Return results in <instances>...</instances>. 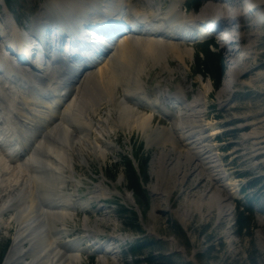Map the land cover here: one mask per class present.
<instances>
[{"label": "bare ground", "instance_id": "6f19581e", "mask_svg": "<svg viewBox=\"0 0 264 264\" xmlns=\"http://www.w3.org/2000/svg\"><path fill=\"white\" fill-rule=\"evenodd\" d=\"M129 1L131 2V0H52L51 8L44 6L33 19L31 26L33 31L41 37L40 47L29 42L23 29L19 28L10 14L6 16V26H1L0 37L3 36L1 40L6 46L14 42V39L27 45L25 50L17 51H22L24 55L20 52L19 54L28 59L33 55L35 47L43 49L46 47L47 39L42 29L55 16H57L60 31L66 33L67 31L75 32L78 28L85 27L86 21L92 23L100 16L114 21V24H127V19H131L136 14ZM147 1L150 6L148 11L139 10L138 12L141 13V19L146 22V25L139 27L137 33L130 36L124 35L118 41L113 39L112 43L105 42V40L103 43L95 42L91 46L92 50L79 52L91 66L92 71L82 74L75 84L62 87L59 83H54V81L60 82L65 78L59 73L60 65L52 60L54 56L56 57L57 51H51L50 59L35 56L31 60V65L34 67L29 66L25 73L7 62L8 53H0V97L7 103L6 112L9 109L11 113L17 112L16 125L11 120L9 122L16 133L7 137L5 142V145H8L7 148H3L4 145L0 146L3 150H0V177H3L0 188L4 184L12 185L11 182L17 183L20 180L22 182L20 186L22 188L14 183L19 192L12 194L7 203L0 200L4 203L0 205V218L3 212L10 207L13 208L12 203H15L14 209L17 211L15 219L18 223L11 250L3 264L82 263L84 248L81 247L80 239L62 241L60 237H55L66 230L56 225L60 223L61 226H65V222L73 219L76 211L73 196L65 192L68 178L72 179L74 176V156H79L86 163L88 152L94 153L97 158H104L110 148L111 144L105 140L104 134L111 130L109 124L111 125L112 116L109 112L106 118L100 117L98 109L104 104L113 103L119 85L123 86L124 97L115 101L119 102L117 103L119 110H114L117 111V123L113 121V128L120 125L121 127L127 126L128 129H141V132L148 135L153 143L163 138L164 144L169 142L182 147V150L185 148L188 151L189 161L196 163L201 160V165L207 166L206 169L212 177H209L211 181L220 183V187L228 186L229 183H225V176H222L223 173L221 174L219 170L221 166L216 152L217 147L209 145L207 140L219 131L217 132V128H211V124L208 123L205 127L211 128L210 134L204 135L207 129L198 125V119L204 117L206 97L208 91L213 89L212 82L202 83L204 90L196 104L188 103L185 92L180 87L176 92L166 94V97L172 100L169 103L174 104L176 109L174 112L168 110L160 102L156 103V100L153 102L148 98L145 101L139 99L140 96L147 95L145 82L141 78L145 69L143 64L140 69L136 68L135 61L136 56H141V58L143 56L154 61L161 59L166 68L167 57L172 55L188 67L187 60L193 56V49L189 50L184 47L186 37L202 40L205 39V34L212 29V32L225 31L223 38L229 39L233 37L229 30H232L230 26L234 20L241 22L243 19L257 17L264 8V3L254 2L251 5L253 0H245L247 1L246 12L234 16L231 15L233 13L226 14L228 6H237L235 0H212V3L203 9L202 15L196 18L186 15L183 11H178V5H173L174 3L167 12L155 13L150 4L152 0ZM226 4L228 6H225ZM210 15H214L215 24L212 28L204 27L206 30L202 32V29L198 27H201L200 23ZM185 27L197 28L196 36L191 34L194 29ZM181 28L186 30H181ZM7 33L12 40L7 41L9 40L5 36ZM56 46L60 44L57 43ZM253 48L254 46L250 45L247 54H250ZM68 49L69 46H65V50ZM107 49L110 50V54H104L106 58L101 59V54ZM233 52L236 54L235 50L232 54ZM91 63L94 65H90ZM240 63V59L236 60L234 72L232 69L230 80H226L224 84L225 90L236 82ZM79 69L80 67H77L74 70L72 78ZM44 77H47V83H41ZM262 78H264V73H259L247 84L253 85ZM69 79V76L65 78L66 81ZM133 85L137 87L135 91H131ZM7 87L10 90H7ZM63 89H72V93L65 95V99L60 94ZM45 95L48 99L43 98ZM139 106H144L146 111L140 110ZM161 109L171 119L172 125L171 127L168 125L153 128L152 120L155 113ZM97 117L100 118L96 119ZM18 118L22 119V122ZM203 120L205 119L201 121ZM95 131L97 134L92 135ZM7 152L9 156L6 155ZM21 153L24 156H21ZM196 165L199 167L200 163ZM195 171H197L196 168L190 166V172ZM68 172L70 176L66 175ZM7 174L8 177H5ZM204 177L205 175L201 176V178ZM16 178L17 181H14ZM75 181L79 182V180ZM97 192L96 198H104L110 194L106 188ZM89 204V201L85 202L83 207L88 209ZM220 215H228V210H222ZM177 216L185 224L189 221L187 216Z\"/></svg>", "mask_w": 264, "mask_h": 264}, {"label": "rangeland", "instance_id": "374dc122", "mask_svg": "<svg viewBox=\"0 0 264 264\" xmlns=\"http://www.w3.org/2000/svg\"><path fill=\"white\" fill-rule=\"evenodd\" d=\"M51 1L18 0L15 1L16 9L12 10V7L8 9L4 0H0V17L6 25V16L10 14L8 9L21 27L28 28V26H32L34 16L40 13L44 6L51 8ZM136 1L138 2L137 4L135 2L136 6H139L143 0ZM184 1L186 7L189 0ZM235 1L237 3L235 7L225 5L228 6V11L231 10L229 14L234 12L231 15L235 16L245 13L247 1ZM153 2L157 5L155 10L153 8L155 13L167 12L172 3L169 0H153ZM254 2L264 3V0H253L251 5ZM199 3L203 5L200 10L194 12V16L197 14L196 17L200 13L202 15L203 8L212 3V0H199ZM158 7L162 8V11ZM187 11L190 12L191 9L187 8ZM263 13L264 8L257 16H262V23L258 29L251 24L252 18L243 19L241 22L234 20L230 26L233 29L241 24L243 27L241 34L243 35L239 34L236 39L237 43L233 45L237 49L235 50L236 54L230 52L231 63H228V72H226L227 75L222 84L218 89L213 87L212 90H209L210 93L208 91L204 117H202L205 120L198 119V125L207 129L204 135L210 134L211 128H217V132L219 131L207 140L209 145L217 147L216 152L221 166L220 173L225 176V183H229L231 186L228 184V186L220 187V183L211 181L212 177L206 169L207 166H202L201 160L196 161V163H200L199 167L193 163L194 161H189L188 151L185 148L182 150V147L169 142L164 144L163 138L153 143L148 135L141 132V129H128L127 126L121 127L120 125L113 128V121L117 123V111L114 110H119V107L114 104L115 101L123 97V88L118 86L117 99L115 98L112 104L105 105L106 108L103 106L99 113V116L103 118H106L109 112L112 116L111 125L109 124L112 132L110 130L104 134L105 140L111 144L110 148L104 158H97L94 153L88 152L86 164L79 156H74L75 172L72 179L68 178L65 192H74L75 194V190L78 188L79 197H75L76 200L78 199L76 211L74 214L71 212L73 219L67 220L65 226H61L60 223L56 225L60 229L65 228L66 230L55 237H60L62 241L80 239L81 247L84 248L82 257L83 255L85 257L81 264H130L131 259L125 257L124 254V244L128 242L126 233H129V230L124 228L117 217L116 207L109 204L107 200L115 198L112 192L117 190L122 195L119 201L129 207L131 205L127 198L132 197L131 192L126 188L122 171L115 176V181H112L109 177L113 176V173L106 172L105 169L119 163L121 155L131 156L132 152L135 153L139 148L142 149L139 151V156L150 157L147 167L148 179L144 185L149 196V206L147 209H141V212L143 211L141 223L144 233H149V237L162 242V252L167 255H176L175 260L178 264H264V78L257 80L253 85L247 84L257 74L264 73ZM55 18L57 19V16ZM5 25H0V31L1 26ZM45 36L47 35L45 34ZM205 41L207 40L194 44L184 43L185 48L193 49V56L187 60L188 67H185L177 57L172 55L167 57L166 68L161 59L154 61L143 56L142 58L136 56V68L140 69L143 64L145 70L141 78L146 83L151 97L154 98L157 92H165L167 89L176 92L180 87L187 93L186 97L190 101L188 103L196 104L198 102L204 90L202 83H211L209 78L194 73L197 51L201 49L200 44ZM214 41L218 44V50H221L219 41ZM250 45H253L254 48L250 50V54H247ZM1 46L0 42V51H2ZM238 59L241 60V63L236 82L225 90L224 84L226 80H230L232 76L230 72L232 69L234 72L235 68V65L231 64H234ZM212 86H214L213 82ZM132 87L135 89V86ZM195 100L196 102H194ZM208 123L211 124V128L205 127L207 126L205 124ZM171 125L169 118L163 119L156 116L152 120L153 128L156 126L171 127ZM103 126L102 128L105 127ZM95 133L97 134V131L93 135ZM256 148L258 149L256 150ZM190 166L196 168L197 171L190 172ZM68 173L66 175L70 176V172ZM244 174H248L249 177H242ZM204 175L205 177L201 178ZM5 177H8V174ZM0 178V182H2L3 177ZM256 179L261 180V185L260 189L250 192L252 198H259L254 218L255 227L252 229L253 235L241 238L235 232L237 200L244 199L241 190L248 181ZM8 180L10 183V179ZM75 180H79L80 184ZM14 181H17V178ZM11 183L10 186L4 184L0 188V195H2L0 200L3 202L7 203L12 194L19 192L17 187L22 184L21 180ZM105 188L110 194L106 198H96L97 191ZM230 191L232 192L230 193ZM235 191L236 193H234ZM82 199L86 201L82 202ZM1 201L0 205L4 204ZM88 201H91V204L86 211L80 205L83 207V204ZM12 206L13 208L5 210L2 214L3 218H0V235L4 239H14L16 229H18L17 219H15L17 211L14 209L16 204L12 203ZM222 210H228V215L221 216ZM177 215L187 216L189 221L185 224L181 219H178ZM176 224L183 229V235L177 232ZM120 236L121 239H119ZM104 242L110 243L111 248L116 252L110 254L99 252V246ZM87 246L90 248L88 253H86ZM101 247L104 252L111 250L109 246Z\"/></svg>", "mask_w": 264, "mask_h": 264}, {"label": "trees", "instance_id": "16d2710c", "mask_svg": "<svg viewBox=\"0 0 264 264\" xmlns=\"http://www.w3.org/2000/svg\"><path fill=\"white\" fill-rule=\"evenodd\" d=\"M10 5L14 0H6ZM210 43H206L196 56L195 72L202 73L204 76L210 77L214 82L215 88H219L225 76L226 66L225 60L220 53L214 52L210 48ZM140 160V159H139ZM148 159L140 160V174H138L132 161L128 157H123L121 162L110 166L106 172L113 173L109 177L115 181L120 170L123 171L126 180V188L132 191L140 206L147 209L149 206V196L144 188V182L147 181V163ZM110 176V175H109ZM121 222L129 231L143 233V227L137 214L121 205L119 211ZM253 211L247 207H237L235 214V232L241 237L253 235L252 229L255 227ZM177 232L184 234L179 225L176 224ZM254 244V243H253ZM9 247V240L0 236V264L2 263ZM162 242L157 240L145 241L139 243L129 249V255L133 258L134 264H178L175 260L176 255H167L161 251Z\"/></svg>", "mask_w": 264, "mask_h": 264}, {"label": "water", "instance_id": "95a60500", "mask_svg": "<svg viewBox=\"0 0 264 264\" xmlns=\"http://www.w3.org/2000/svg\"><path fill=\"white\" fill-rule=\"evenodd\" d=\"M11 247H12V244H11V246H10V248H9V251L11 250ZM4 261H5V260H4ZM4 261H3V263H4ZM3 263H2V264H3Z\"/></svg>", "mask_w": 264, "mask_h": 264}]
</instances>
